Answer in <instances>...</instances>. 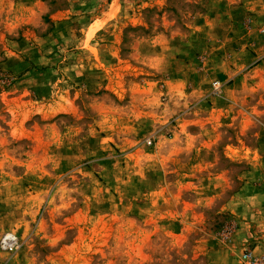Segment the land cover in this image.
I'll return each mask as SVG.
<instances>
[{
    "label": "rangeland",
    "instance_id": "374dc122",
    "mask_svg": "<svg viewBox=\"0 0 264 264\" xmlns=\"http://www.w3.org/2000/svg\"><path fill=\"white\" fill-rule=\"evenodd\" d=\"M248 250L264 253V0H0V264Z\"/></svg>",
    "mask_w": 264,
    "mask_h": 264
},
{
    "label": "built area",
    "instance_id": "2783aa9c",
    "mask_svg": "<svg viewBox=\"0 0 264 264\" xmlns=\"http://www.w3.org/2000/svg\"><path fill=\"white\" fill-rule=\"evenodd\" d=\"M2 245L7 250L13 251L18 246V239L14 233H7L2 238ZM238 264H264V253L257 254L252 250L245 251Z\"/></svg>",
    "mask_w": 264,
    "mask_h": 264
},
{
    "label": "crops",
    "instance_id": "0c3cea01",
    "mask_svg": "<svg viewBox=\"0 0 264 264\" xmlns=\"http://www.w3.org/2000/svg\"><path fill=\"white\" fill-rule=\"evenodd\" d=\"M245 156V154H244ZM218 177H221V174H218ZM250 178H248V180H244V183L242 184L241 188L235 192L234 196H232V199L229 200V206L232 208V210L236 213V214H240V209L238 207V205L236 206V202L238 200V198L241 196V194L245 191L246 188H248L249 184H250ZM217 183H219V179L217 180ZM226 183V182H225ZM223 184V181H222Z\"/></svg>",
    "mask_w": 264,
    "mask_h": 264
}]
</instances>
